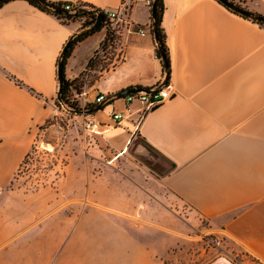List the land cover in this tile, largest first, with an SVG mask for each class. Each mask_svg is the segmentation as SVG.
<instances>
[{"label":"crops","instance_id":"0c3cea01","mask_svg":"<svg viewBox=\"0 0 264 264\" xmlns=\"http://www.w3.org/2000/svg\"><path fill=\"white\" fill-rule=\"evenodd\" d=\"M47 1L89 4L105 13L123 3ZM146 1L135 0L112 43L103 47L102 29L78 44L64 73L77 88L74 82L98 53L109 65L87 83L89 101L162 85L173 97L146 112L139 103L128 110L117 98L94 115L102 123L94 139L99 174L89 180L86 151L65 166L57 201L70 207L50 219L64 220L67 233L51 264H182L171 258L207 233L264 264V26L217 0H164L168 75ZM81 26L26 0L0 8V206L3 189L34 146L33 131L53 115L58 63ZM112 112L123 119L114 121ZM149 149L164 158L161 170L137 158ZM17 232V222L1 227L0 246Z\"/></svg>","mask_w":264,"mask_h":264},{"label":"rangeland","instance_id":"374dc122","mask_svg":"<svg viewBox=\"0 0 264 264\" xmlns=\"http://www.w3.org/2000/svg\"><path fill=\"white\" fill-rule=\"evenodd\" d=\"M230 1L264 16V0ZM69 106L66 104L64 107L58 99L50 105L49 112L53 115L39 130L33 131L36 152L23 166L15 182V190H10L9 185L1 193L3 200L0 213L3 217L0 228L17 222L18 232L9 236L7 242L0 246V264H51L63 245L59 241L67 233L64 220L50 219L55 212L70 207V203L57 201L59 196L56 189L63 180L65 166L74 154L86 151L89 155V180H94L99 174L100 164L95 160L96 132L91 131L86 123L95 120L102 126L100 118L94 117L97 112L80 114L74 110L84 109L75 104L72 106L76 109ZM136 155L142 163L153 169L165 167L164 158L157 151L149 149L148 153L142 151ZM205 235L207 237L192 241L184 252L175 254L171 260L182 264H207L211 260L229 261L231 264H262L236 244L212 233Z\"/></svg>","mask_w":264,"mask_h":264},{"label":"trees","instance_id":"16d2710c","mask_svg":"<svg viewBox=\"0 0 264 264\" xmlns=\"http://www.w3.org/2000/svg\"><path fill=\"white\" fill-rule=\"evenodd\" d=\"M10 1L13 0H0V8L9 3ZM29 3H31L32 5L36 6L37 8H39L40 10L47 12L49 14L54 15L55 17H57L62 23L64 24H71V23H75V22H82V26H81V30H85L86 28H89L85 31H83L82 33L76 35L72 42L71 45L69 47V49L67 50L66 54L63 57V61L64 63H66L67 59L71 56L74 48L80 44L81 42L85 41L87 38L93 36L94 34L100 32L102 29H106L107 24H108V17L107 14L104 11H101L99 9H97L96 7L92 6V5H83V6H79L73 10H65L64 7L66 5V3H58V4H53L51 2H48L47 0H40L43 1L45 4L50 5L52 7L55 8H59L65 12H68L69 15L67 16H63V15H57L54 14L40 6H38L35 2L31 1V0H26ZM218 1V0H217ZM219 2V1H218ZM220 3V2H219ZM222 4V3H220ZM223 5V4H222ZM152 6H155L156 12H157V17H156V34H157V49H156V53L157 56L162 60V63L164 65V62L166 61L168 68L166 69L167 74H170V56H169V50L167 47V43H166V33L162 27V21H163V15L165 12V3L164 0H153L152 2ZM224 6V5H223ZM227 8V7H226ZM228 10H230L229 8H227ZM232 11V10H230ZM233 12V11H232ZM98 13L102 14L104 16V22L101 24V26L99 27H94V24L97 20L98 17ZM235 13V12H233ZM237 14V13H235ZM246 18V17H244ZM261 25L264 26V23H260L257 22ZM114 40V38L112 37L111 33L109 31H107V36L105 39V43L103 44V47H105L108 42L112 43ZM68 43V42H67ZM66 43V44H67ZM66 46V45H65ZM65 48V47H64ZM108 65L107 63L104 62L103 59H101L98 55V53H96L94 55V57L90 60L87 70L85 71L84 74L81 75L80 79L75 83V85L77 87H81L84 83V79L87 77L88 78V82L89 84H93L98 78L99 76L95 73L97 71H104L106 69H108ZM95 74H92V73ZM15 83L21 87H25V85L23 83H21L19 80L12 78ZM72 83H70L65 76L64 73V83L62 85V98L63 101L69 106V92H70V87H71ZM31 93L35 94V92L33 90H29ZM70 108L76 109L74 106H69ZM104 108H102L101 110H103ZM36 152L35 150V146H33L31 152H29L27 154V156L25 157V159L23 160L19 170L17 171L13 181L11 182L10 185V190H15V182L18 181L21 172L23 170V166L25 164H27L28 159L31 157L32 153Z\"/></svg>","mask_w":264,"mask_h":264},{"label":"built area","instance_id":"2783aa9c","mask_svg":"<svg viewBox=\"0 0 264 264\" xmlns=\"http://www.w3.org/2000/svg\"><path fill=\"white\" fill-rule=\"evenodd\" d=\"M135 0H123V3L118 10H110L107 14L108 17V24L106 27V31H109L112 37L115 38L117 36V28L121 24V22L127 17L129 14L131 7L133 6ZM148 5L152 6L153 0L146 1ZM65 10H73L75 9L74 4L66 3ZM139 34L142 36L146 35V31L144 29L139 30ZM87 80L86 77L83 81V85L79 88H75L74 86L70 87V96L69 102L71 105H77L80 108L86 110L92 106L97 104H104L103 111L111 105V101L117 98H110L105 94H100L94 97L93 101L88 100V89H87ZM173 97V93L171 88L168 85H162L161 87L153 88L150 92L141 91L137 93L128 94L122 99L124 100L127 109L129 106L135 103H139L140 105L144 106V111H150L165 102L169 101ZM129 110V109H128ZM127 110V111H128ZM110 117L116 121L120 122L123 119V114L121 112H112ZM86 126L91 129L93 132H99L100 128L102 127L100 123L96 122L95 120H88Z\"/></svg>","mask_w":264,"mask_h":264},{"label":"water","instance_id":"95a60500","mask_svg":"<svg viewBox=\"0 0 264 264\" xmlns=\"http://www.w3.org/2000/svg\"><path fill=\"white\" fill-rule=\"evenodd\" d=\"M33 2H35L38 6L54 13V14H57V15H63V16H67L69 15L68 12H65L59 8H55V7H52L50 5H47L45 4L43 1H40V0H31ZM220 3H222L225 7L229 8L230 10H232L233 12L243 16V17H246V18H249L253 21H256V22H260V23H264V16L263 15H260V14H255L253 12H250V11H247L239 6H237L236 4H234L233 2H231L230 0H218ZM152 17H153V24H152V29H153V34H154V37H155V40H157V34H156V17H157V12H156V9H155V6H152ZM104 22V16L100 13H98V17H97V20L94 24V27H99L101 26V24ZM89 28H86L85 30H87ZM85 30H82L80 32H78L77 34H75L69 41L68 43L66 44L63 52H62V55H61V59L58 63V80H59V92L57 94V99L59 100V102L64 106L66 107V104L64 103L63 101V98H62V85L64 83V70H65V63L63 61V57L64 55L66 54L67 50L69 49L70 45H71V42L73 40V38L82 33L83 31ZM164 68L167 69L168 68V65L166 63V61L164 62ZM165 84H167V82H165ZM141 91H146V92H150L151 90H143V89H140V88H129V89H125V90H122V91H119L115 94H113V96H111L110 98L114 99V98H122L128 94H131V93H137V92H141ZM104 104L100 103V104H97L95 105L94 107L90 108V109H87V110H74V112L76 113H80V114H94L96 112H99L101 111V109L103 108Z\"/></svg>","mask_w":264,"mask_h":264}]
</instances>
